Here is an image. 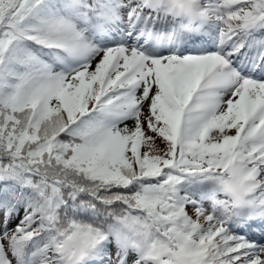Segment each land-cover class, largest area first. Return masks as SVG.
<instances>
[{
    "label": "snow or ice",
    "instance_id": "obj_1",
    "mask_svg": "<svg viewBox=\"0 0 264 264\" xmlns=\"http://www.w3.org/2000/svg\"><path fill=\"white\" fill-rule=\"evenodd\" d=\"M0 264H264V0H0Z\"/></svg>",
    "mask_w": 264,
    "mask_h": 264
}]
</instances>
